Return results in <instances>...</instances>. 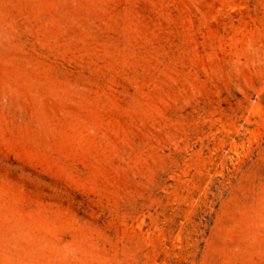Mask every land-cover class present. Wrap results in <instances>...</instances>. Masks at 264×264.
Here are the masks:
<instances>
[{
  "label": "rangeland",
  "instance_id": "rangeland-1",
  "mask_svg": "<svg viewBox=\"0 0 264 264\" xmlns=\"http://www.w3.org/2000/svg\"><path fill=\"white\" fill-rule=\"evenodd\" d=\"M0 264H264V0H0Z\"/></svg>",
  "mask_w": 264,
  "mask_h": 264
}]
</instances>
